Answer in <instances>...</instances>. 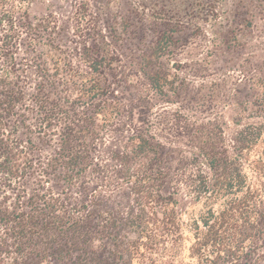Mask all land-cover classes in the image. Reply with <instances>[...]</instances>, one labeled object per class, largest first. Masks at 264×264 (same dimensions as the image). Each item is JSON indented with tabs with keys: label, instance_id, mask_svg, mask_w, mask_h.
<instances>
[{
	"label": "rangeland",
	"instance_id": "1",
	"mask_svg": "<svg viewBox=\"0 0 264 264\" xmlns=\"http://www.w3.org/2000/svg\"><path fill=\"white\" fill-rule=\"evenodd\" d=\"M27 12L42 23L40 45L31 52L22 36L12 72L24 99L0 125V264H142L128 252L139 198L115 159L134 135L157 149L182 238L144 264L196 262L190 249L203 221L226 202L211 197L205 152L238 166L259 224L238 232L236 251L219 264H264V177L254 171L264 158V0H33ZM167 23L177 34L161 63L175 90L162 96L146 59ZM94 40L111 56L107 97L117 114L109 123H92L94 109L80 96L88 72L81 53ZM40 53L60 64L49 78L35 63ZM6 68L0 58V77ZM81 115L96 139L86 172L68 185L55 156Z\"/></svg>",
	"mask_w": 264,
	"mask_h": 264
},
{
	"label": "trees",
	"instance_id": "2",
	"mask_svg": "<svg viewBox=\"0 0 264 264\" xmlns=\"http://www.w3.org/2000/svg\"><path fill=\"white\" fill-rule=\"evenodd\" d=\"M32 1L0 0V58H4L7 64L6 71L0 77V125L10 118L24 99L23 87L19 85L21 78L12 72L15 55L23 41L21 38L26 35L27 39L24 41L31 52L40 45L35 37L39 36L42 23L33 24L27 12ZM165 27L156 37L153 49L146 59V75L152 87L162 96L175 90L174 79L164 69L161 60L175 43L177 30L168 23ZM107 46L104 41L94 40L90 46L85 45L81 53L88 72L80 81V96L86 105H91L94 109L90 117L94 124L99 118L109 123L117 114L116 106L107 97V70L111 57ZM35 61L46 78L60 70L59 62H53V58L44 59L43 53ZM85 119L81 115L70 120V126L63 132L55 156L56 167L64 170L63 180L68 185L80 178L90 164L96 137L95 131L89 129ZM243 142L249 143L246 138ZM204 155L215 174L211 197L214 200L226 199V202L218 214H211L203 221L204 230L196 237L190 253L196 260L194 264H219L224 254L236 251L237 242L233 239L238 232L247 234L259 225L250 202L255 193L247 185L233 160L225 155L208 152ZM157 156L156 147L142 135L130 137L124 151L115 155V159L127 168L129 179L134 183L139 198V213L130 222L136 238L129 242L128 252L132 259L142 264L151 257L178 246L182 239L176 213L177 202L173 195L162 193L163 177L156 161ZM254 171L264 177V158L254 161ZM15 173L18 175V172ZM55 203L50 204L49 208L56 215L55 218H59V209Z\"/></svg>",
	"mask_w": 264,
	"mask_h": 264
}]
</instances>
